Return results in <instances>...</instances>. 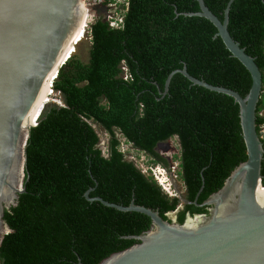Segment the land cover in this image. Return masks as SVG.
Segmentation results:
<instances>
[{
    "label": "trees",
    "instance_id": "1",
    "mask_svg": "<svg viewBox=\"0 0 264 264\" xmlns=\"http://www.w3.org/2000/svg\"><path fill=\"white\" fill-rule=\"evenodd\" d=\"M230 1L204 0L221 21ZM199 11L196 0H130L123 29H112L103 18L91 25L89 61L76 54L68 58L52 87L62 104L46 106L30 131L25 191L5 212L11 233L0 246V264H100L139 243L130 237L151 229L146 215L88 201L90 190L91 198L124 207L134 202L164 220L179 209V198L126 159L117 133L165 168L167 161L156 148L177 138L186 189L178 222L187 214H208V207L200 206L248 158L240 108L233 98L195 86L182 74L173 77L164 95L166 81L187 67L194 78L245 98L252 77L216 38L210 21L186 16ZM228 29L263 76L259 132L264 124V0H235ZM94 125L110 136L106 154ZM262 178L264 185V159Z\"/></svg>",
    "mask_w": 264,
    "mask_h": 264
},
{
    "label": "water",
    "instance_id": "2",
    "mask_svg": "<svg viewBox=\"0 0 264 264\" xmlns=\"http://www.w3.org/2000/svg\"><path fill=\"white\" fill-rule=\"evenodd\" d=\"M196 1L200 11L186 16L205 18L217 28L216 38L222 39L227 50L250 73V92L243 98L234 90L194 78L184 67L170 74L164 95L173 77L182 74L195 86L233 98L240 108L248 158L232 172L223 188L200 206L208 207V214H187L182 224L178 214L183 208L168 213V220H164L158 211L134 202L128 207L112 204L91 198L92 190L88 191L85 197L90 202H100L121 212L140 213L152 221L149 231L130 237L138 244L100 264H264V193H258L259 186L264 187V143L257 130L263 76L255 58L229 32V12L235 0L228 3L223 21L204 0ZM86 10L85 0H0V246L11 233L5 212L18 205L19 196L25 191L30 131L37 127L45 107L30 126L29 115L50 74L56 70L53 87L61 67L68 61L62 59L64 50Z\"/></svg>",
    "mask_w": 264,
    "mask_h": 264
},
{
    "label": "rangeland",
    "instance_id": "3",
    "mask_svg": "<svg viewBox=\"0 0 264 264\" xmlns=\"http://www.w3.org/2000/svg\"><path fill=\"white\" fill-rule=\"evenodd\" d=\"M86 5L89 13L86 10L85 15L87 16V22H89V27L91 25V22H95L98 18H106L110 13V11H107L108 6L105 5V0H88V4ZM83 37L84 38H81L80 40L74 42V44L72 45L71 55L76 54L81 60H83L84 62H88L90 59L89 51L91 44L90 38L87 37L86 29L85 35ZM68 56L69 55H67V57ZM58 96V93L54 91L52 93L51 91L48 98V102L45 104V106H49L51 104L61 105L62 103ZM262 115L264 116V113ZM94 128L100 137L99 146L102 149L103 153L106 154L110 142V136L101 126L94 125ZM117 137L120 139V149L126 155V159L131 162H134L136 166L140 168L144 173H146L147 175H153L155 172H157V169L160 168V172H162V174L164 175L163 180L166 181L169 187H171V193L173 195L172 198H179L181 200V205L179 208H183L182 210H184L185 203L183 200L185 198L186 189L180 176V161L178 158H180L181 149L179 140L177 138H173L165 143H161L156 148L157 154H159L162 158L167 161L168 166L165 168L158 164H154L151 158L134 148L131 144H128L119 133H117Z\"/></svg>",
    "mask_w": 264,
    "mask_h": 264
},
{
    "label": "built area",
    "instance_id": "4",
    "mask_svg": "<svg viewBox=\"0 0 264 264\" xmlns=\"http://www.w3.org/2000/svg\"><path fill=\"white\" fill-rule=\"evenodd\" d=\"M102 1V0H100ZM129 1L130 0H115L114 3H110L106 6H108V10L110 11L109 15L106 18H103L105 21H107L112 29L121 30L124 27V20H125V14L128 11L129 7ZM86 4H88V0H85ZM106 8V9H107ZM88 9V8H87ZM88 11V10H87ZM89 13V11H88ZM90 20V16H89ZM94 22H91L92 25ZM90 25V27H91ZM89 22L87 23L86 31L88 33V30L90 29ZM91 39V37H90ZM125 79H128V75L125 74ZM260 138L262 141H264V124L259 129ZM152 171V169H151ZM154 173V171H153ZM164 175L162 172H160V168L157 169V172L153 174L154 179L157 181V183L160 184V186L163 188L166 194H168L170 197H172L171 193V187L168 186L166 181H164Z\"/></svg>",
    "mask_w": 264,
    "mask_h": 264
},
{
    "label": "bare ground",
    "instance_id": "5",
    "mask_svg": "<svg viewBox=\"0 0 264 264\" xmlns=\"http://www.w3.org/2000/svg\"><path fill=\"white\" fill-rule=\"evenodd\" d=\"M87 21H88L87 16L84 13V16L82 17L81 23L79 24L75 34L73 35V37L70 41V43L68 44V46L64 50V55L62 58L63 60H65V58L70 57V55L72 53V45L74 44V42L80 40L81 38H84L83 36L85 35V29H86L87 23H88ZM67 55H69V56L67 57ZM55 75H56V70H54L50 74L49 80L45 82V84L42 88V91L39 95V98H38L37 102L35 103L32 111L29 115L28 122H27V124H29V126L35 124L36 120L39 117V114L42 112L43 108L46 107L45 104L48 102V98H49L50 92L52 90V88L50 89V86L52 85V82H53ZM52 93H53V90H52ZM258 193H260V194L264 193V187L263 186H259Z\"/></svg>",
    "mask_w": 264,
    "mask_h": 264
},
{
    "label": "clouds",
    "instance_id": "6",
    "mask_svg": "<svg viewBox=\"0 0 264 264\" xmlns=\"http://www.w3.org/2000/svg\"><path fill=\"white\" fill-rule=\"evenodd\" d=\"M159 184V183H158ZM160 185V184H159Z\"/></svg>",
    "mask_w": 264,
    "mask_h": 264
}]
</instances>
